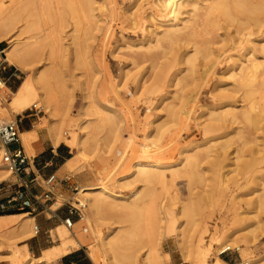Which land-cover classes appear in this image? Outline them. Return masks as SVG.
Segmentation results:
<instances>
[{
    "label": "rangeland",
    "instance_id": "1",
    "mask_svg": "<svg viewBox=\"0 0 264 264\" xmlns=\"http://www.w3.org/2000/svg\"><path fill=\"white\" fill-rule=\"evenodd\" d=\"M17 1L19 5L9 10L6 16L13 20L14 29L10 36L19 39L18 49L26 47L29 43L32 44L34 40H29V37L35 34L42 39L45 34L52 33L53 37L57 36L59 39V44L52 47L56 55L51 56V44L44 41L38 45L41 48L37 47L40 54L37 61L28 64L30 68L34 66L41 68L45 73L44 76L51 79L61 100H65V105L61 109L64 111V106H67L64 111L67 115L63 124H58L61 131L60 143L71 149L70 158L73 157V161L78 162L76 170L71 171L64 167L58 174V177H67L68 183L58 188V199L51 210L68 206L78 209V214L74 226L66 236H63V231L67 230L66 225L56 222L54 225L48 224L44 230L40 228L38 235L34 234L27 240L14 239L11 242L15 244L11 247L6 244L0 245V264H26L30 259H34V263L39 264V258L44 256H47V264H57L62 257L57 248L65 240L73 241L69 251L83 248L87 255L97 254L100 264H112L103 252L99 234H105L112 224L118 227L128 225L120 223L125 216V207H122L120 202L114 203L118 204V207L108 208L103 215L104 223L102 226L97 225L82 195V189L86 186H101L118 200L141 191V194L137 193L135 200L139 201L138 206L143 212L152 198H155L158 204L162 202L173 211V216L183 206L188 207L194 220L206 221L211 230L217 228L219 239H222L224 233L243 230L252 225L256 238L254 247H247L245 240L241 239L239 243L231 245L233 252L219 258L227 264H243L250 258H262L264 211L255 217L257 209L254 205L257 203L256 197L264 192V125L261 130L259 129L260 131H254L250 127L244 128L242 125L234 124L232 137L220 141V143L228 141L230 146L228 157L221 160V168L216 166L218 161L210 158L202 159L200 167L191 170L189 166L184 167L183 156L193 154L192 148L195 143L200 144L204 141L201 128L209 118V111L219 107L222 94L227 89H231L232 70L237 68L240 59H244V55L250 50H254L260 60L263 59L255 44L264 38V15L253 14V18L252 15L247 16L248 20L243 15V17L238 16L240 22L242 19L245 23L244 25L241 22L242 26H239L237 21L229 26L230 24L216 13L210 16L212 15L215 21L218 18L222 20V22L218 20L221 26L209 16L207 19L210 21H207L206 17L202 18L199 25L202 26L201 28L204 27L201 33L205 31L206 35L201 34L199 37L201 39L197 38V41H209L206 44L213 45L210 47L215 52L213 56L215 54L216 56H212L213 59L210 57L211 61L207 63L209 71L205 76L201 74V80L195 83L193 77L187 73V66L184 63H179L169 74L160 71L164 68L168 71L172 62L169 45H166L168 40L162 37L174 21L180 28L184 21L182 25L179 22L189 17L185 13L176 18L179 22L175 20L179 2H190L180 9L184 13L193 9L191 2L200 1V6L204 7L213 0H95L96 9L99 2L104 4V12L95 10L93 19L85 16L78 0H71L76 8L74 15L65 13L63 6L57 0ZM252 2L264 5V0H252ZM26 5H31L30 11L27 9L28 6L25 8ZM200 12L203 14L205 10L201 9ZM215 15L218 18L214 17ZM31 25H35L32 31H30ZM205 26L209 28V30L206 28L208 31L205 30ZM201 28H197V31H201ZM184 31H181L183 35H185ZM178 33L176 35L180 39L183 38L180 37L182 33ZM157 38L164 41L157 43L155 42ZM181 41L182 39L174 44L178 55L185 50V44ZM1 42L0 47L4 50L8 45V38ZM156 43L159 48H155L158 47ZM220 47L223 49L221 53L217 51ZM3 53L5 60L7 56L5 52ZM179 59L181 60L180 57ZM30 68L28 71L16 68L19 81H11L13 84L11 89L8 88L10 91L6 89L0 91L1 112H3L1 108L8 109L12 96L10 92L17 91L19 88L17 86L30 77ZM172 74H178V78L181 79L179 88H183L180 91V100H176L180 113L177 123H173L166 114L167 107L173 102ZM162 78H165L164 82L161 81ZM96 81H100L103 88H97L94 98L116 111L115 116H109L116 119L117 123L110 124L114 126L113 128L107 125V122L105 124V121L103 122L105 126L93 123L92 126L97 124V128L91 126L87 147L96 145V152L93 151L92 155L81 159L76 155V149L73 147L82 135L79 126L83 121L88 120L82 117L85 91L81 83L87 82L88 86L91 84L94 86ZM235 96L237 97L233 101H238L241 93ZM235 103L238 112L245 109L242 103ZM38 105L40 112L30 111L33 108L31 104L28 109L20 113L24 116L34 114L35 116L31 118L34 126H37L41 118H46L47 122L49 120L40 102ZM8 112L7 115L0 113V126L12 122L16 117L13 115H18L11 110ZM48 125L49 123H46L42 130L49 133ZM185 150L189 152L184 153ZM27 153L30 157L34 156L32 152L27 151ZM136 164H141L150 171L156 169L154 165H159L160 170L165 173L167 185L160 182L151 185L134 183L127 187L120 185V177L127 176ZM6 180H14L9 171L0 178V183ZM223 181L225 183L221 185ZM42 217L47 219L50 216L45 213ZM50 221L52 220L47 222ZM34 224L38 229L37 218L36 220L34 218ZM138 225L137 232L140 233L143 231V221ZM178 225L171 228L174 230L169 228V233L167 230L168 234L163 241L161 253L167 258V264H189L184 261L176 242ZM209 240L210 235L205 238V242L208 244ZM236 246L240 247V251L235 248ZM217 248L215 245L214 250L211 251L209 259L211 264L218 258ZM93 264L96 263L93 261Z\"/></svg>",
    "mask_w": 264,
    "mask_h": 264
},
{
    "label": "bare ground",
    "instance_id": "2",
    "mask_svg": "<svg viewBox=\"0 0 264 264\" xmlns=\"http://www.w3.org/2000/svg\"><path fill=\"white\" fill-rule=\"evenodd\" d=\"M57 1L60 5L63 6L65 13L69 12L72 15L75 14L76 8L71 0ZM78 2L80 5V9L84 12L87 18L93 19V13L95 12V10H98L100 13L104 12V4L101 2L98 3L97 9L95 8V0H78ZM199 2H191L193 9L184 13H182L180 9L183 8L184 5H189L188 3L190 2L183 1L178 3L175 20L179 15L183 16V14L185 13L188 14L189 17L187 16L188 18L181 20V22H179V19L176 20L181 25L182 21H184L182 27L179 28V24H176L174 21V23L169 26L170 29H166V31L164 32L165 36L163 35L162 38H166L168 40L167 41L165 39L167 41L166 45H169L168 49L171 51L172 60L170 61L172 62L171 66L168 68V71L165 70V68L163 70H160L169 74L172 70H174V68L178 66L179 63H184L187 66V73L193 77L195 83L201 80V74L202 76H205L206 72L209 71L207 68V63L211 61L210 57H212L215 53L214 50H212L213 48L211 49L210 47H213V45L209 43V45L206 44L209 41H197V38L199 40L201 39L199 38L201 34L203 35L206 33L205 31L204 33H201L204 27L201 28L202 26L199 25V22L201 23L202 18L206 17L205 19H207L208 16L212 18V15L216 13L219 15V17L223 18L227 23H229V26L233 25V23H235L236 21L240 26L243 21L241 19V23L238 16L243 15L248 20L249 18L247 16L252 15L251 18H253V14L264 15V5H258L256 3L255 5L252 0V3L250 2V0H213L211 3L206 4L204 7L202 6L203 8L200 6ZM17 5H19L17 0H0V42L6 37L8 38V45L4 50L7 56L5 61L19 70L28 71V69L30 68V64L37 61L40 55L37 49L41 47H38V45L44 41L48 42L49 45L51 44V56H54L56 55V53H54L52 47L57 43L59 44V39L57 36L53 37L52 33L45 34L42 39L40 37H36L37 35L35 34L36 36L34 35L29 37V40H34L32 41V44L29 43V45H25L26 47H21L20 49H18V42H20L18 41L19 39L17 40V38H13L12 36H10L14 29L13 20L9 19L6 16L8 11L15 8ZM30 6L31 5H26L25 8L27 7V9L30 11L32 8ZM201 9L205 10L203 14H201L202 12H200ZM210 14L212 15L210 16ZM214 17L218 18V16L216 15ZM208 19L207 21H210ZM213 20L215 21V18ZM218 20H216L215 22L219 25L222 20H219L220 22H218ZM243 24L245 25V23ZM30 27H32L30 28V31H32L35 25H31ZM199 27L201 28V31H197V28ZM206 28L208 27L205 26V30ZM183 30H185V35H183V33L181 32ZM177 33H182L180 34V37L183 36V38L181 39L185 44V50H183L179 55L177 54V50H175L176 46L174 45L178 43V40H181L179 36L176 35ZM174 35L177 37H175ZM203 38L202 40H204ZM156 40L155 42L162 43L161 41L163 39L161 40L157 38ZM255 45L258 47V53L262 56L261 59H263L260 60L257 55H255L254 50H250L247 54L244 55V59H240V63L237 68L235 70H232V84L230 82L231 89H227L222 94V101L219 104V107L209 111V118L206 119V121L204 122V126L201 128L204 141H202L200 144H198L199 142L197 144L195 143L192 148V151L194 152L193 154H186L183 156L184 167L189 166L191 170H196L198 167H200L201 161L213 158L214 161H218V164L216 166L221 168V160L228 157L230 146L228 141H225L223 143H220V141L228 137H232L231 135H233L234 124L242 125L244 128L250 127V129L252 128V130L254 129V131L262 129L261 127L262 125H264V38L258 40L257 44ZM180 47L182 48V46ZM180 47L179 49H181ZM155 48H159V46ZM148 49L150 48L148 47ZM217 51L221 53L223 49L220 47L217 49ZM178 56L181 58V60ZM213 57L211 59H213ZM77 64L79 63L77 62ZM200 67L201 69H199ZM30 71V77L19 86L17 91L10 92L12 96L8 103V109L1 108L3 112L0 111V113H4L7 115L9 113L8 110H11L20 114L28 109L31 104L32 107L36 106V108L39 110L40 108H38V104L40 102L41 106L45 110L46 115L49 116L48 122L46 118H41L40 122L36 126V129L32 132L22 134V137L25 143L32 139L38 138V133L44 128L46 123H49L48 128L50 136L55 141V144H57L59 143V141H61V131L59 125L63 124L65 116L67 115V113L64 112L67 109V106H64V111L61 109V107L65 105V100H61L60 95H58V92L50 81L51 79L44 76L45 73H43V70H41V68H37L34 66L33 68H30ZM172 75V88L174 90L171 91V94L173 102L169 105V107H167L166 114L171 118V121L173 123H177L179 121L180 113L178 112V104L176 103V100H180V91L183 90V88H179V82H181V79L178 78V74ZM164 79L165 78H162L161 81H163ZM81 84L85 91V103H83L84 105L82 108V117L88 118V120L83 121L79 126V130L82 135L81 137H79L77 144H75V146L73 147L76 149V155L81 159H85L86 156L92 155L94 152H96V145H92L94 149L91 148L92 146L89 148L87 147L88 140L90 139H88V137L91 134L92 124L100 123V125L102 124L101 126H105L107 122V125H114V123H117V121L112 116H109H115L116 111L109 109L108 107L98 102L99 100H95L94 98V94L97 92V88H103V84H101L100 81H96L94 83V86H92V84L88 86L87 82H83ZM5 89L10 91L6 87L5 83L0 79V91L3 92V90ZM193 93L192 96H194ZM239 93H241L240 98H238L239 100L233 101L235 97H237L235 95H239ZM0 96L2 97L1 93ZM36 102H38V104ZM235 102L242 103L243 108L245 109L241 112H238V107L234 105ZM13 121L14 120H12V122ZM96 126L97 124H95V126L93 125L92 128L96 129ZM111 127L113 128L114 126ZM1 147L0 162L2 163L1 155L4 150L2 149L3 147ZM187 152L189 151L185 150L184 153ZM77 163L78 162L76 160L73 161V159H71L70 161H68L65 167L68 170L73 171L76 170ZM79 167L80 166H78V168ZM154 167L156 169L150 171L145 166L136 164L133 169L129 171L127 176L120 177L119 184L124 187L133 185L134 183H145L151 185L153 183L160 182L163 185H167L165 180V173L160 170L159 165H154ZM8 171L9 170L3 163L0 164V178H2L5 173H8ZM199 178L201 179L200 176ZM224 183L225 182L223 181L221 185H224ZM137 193L141 194V191H137L130 197L118 200L113 194L108 193L101 186H86L82 189V195L85 200V204L89 208L92 217L94 218L97 225L102 226V224L104 223L103 215L104 213H106L108 208L118 207V204L114 203L120 202L123 205L122 207H125V216L122 218L120 223L121 225H128H124V227H118L114 226L115 224H112L111 226H109L108 231L105 234H99L100 244L103 252L106 254V256L109 257L112 264H167V258L164 257L161 253L163 241L165 240L166 235L169 233V231L174 230L171 228H175L178 223L179 231H177L178 240L176 242L183 255L184 261L189 264H211L209 261L210 254L211 251L214 250L215 245H217L218 247L216 250V256L218 258H216V261L212 264H227L224 260L219 258L220 253L227 249L233 250L231 245L239 243L241 239L245 240L247 247H254L256 238L255 230L252 228V225L243 230L224 233L222 239H219L217 236V228L215 227L213 228V230H211L206 221H203L201 219L194 220L191 217L192 212L188 207L183 206L181 210L175 213V216H173V211L168 209V207H166L162 202L158 204L155 198H152L151 202L143 212L140 206H138L139 201L135 200ZM153 196H155V194ZM110 199L111 201H109ZM256 202L257 203L254 205L255 209H257V211H255V217H257V214L264 211V192L262 195H258L256 197ZM28 215L29 214L25 213L11 215L2 214L0 216V245L6 244L7 246L11 247L15 244L11 242L14 241V239H17V241L27 240L36 233L37 229L34 224V219ZM142 221L144 223L143 231L138 233V224ZM65 227L67 228V230L63 231V236L68 235L70 233V230L72 229L67 225ZM74 235L76 236V234ZM209 235L210 240L207 244L205 242V238ZM72 245V240H65L58 246L57 249L59 253L62 254V256H65L70 252L69 248ZM235 248L240 251V247L236 246ZM143 251L144 254L141 255V252ZM89 257L92 262L94 261L96 264H100L97 254L91 253ZM39 260V264H47V256L41 257L39 258ZM34 262V259H30L26 264H35ZM243 264H264V256L262 258H250L249 261H246Z\"/></svg>",
    "mask_w": 264,
    "mask_h": 264
},
{
    "label": "crops",
    "instance_id": "3",
    "mask_svg": "<svg viewBox=\"0 0 264 264\" xmlns=\"http://www.w3.org/2000/svg\"><path fill=\"white\" fill-rule=\"evenodd\" d=\"M0 46H2V42H0ZM4 50L2 49V47H0V78L1 80H3L7 88L11 89L13 84L11 83V81H19L18 70L16 69V67L12 66L4 60ZM18 87L19 86H17V88ZM13 116H16L13 120L19 130L21 144L24 147L26 154L28 155L27 151L34 153V156L32 157L33 159L30 160V170L40 181L46 180L52 175H54L56 178V199L52 203L48 204L49 208L53 207L56 204L55 201H57L58 199V188H61L64 184L68 183L66 179L67 177L61 178L58 177V174L63 171L68 161L73 158H70L71 149L64 143H60V141L59 143L55 144V141L51 138L50 134L43 130L38 133V138L32 139L25 143L22 134L32 132L36 129V126H34V122L31 120V118L35 115L26 114L24 116L18 114ZM35 191L40 192L41 190L40 188L35 187ZM69 209L70 208L68 206L63 208L61 206L58 207L55 211L48 212L43 210L42 208H39L38 213L34 214L35 220L37 218L40 225V227L39 225H37L38 229L35 233V236L39 234L40 228L44 230L45 227L48 226V224L54 225V223L56 222L63 223V220L69 217ZM45 213L50 217L47 219H43L42 215ZM71 218L75 223L77 215L75 214L71 216ZM49 220L52 221L47 222ZM91 262L92 260L90 259L89 255H87L86 251L83 248H80L70 251L67 255L62 256L58 260L57 264H91Z\"/></svg>",
    "mask_w": 264,
    "mask_h": 264
},
{
    "label": "built area",
    "instance_id": "4",
    "mask_svg": "<svg viewBox=\"0 0 264 264\" xmlns=\"http://www.w3.org/2000/svg\"><path fill=\"white\" fill-rule=\"evenodd\" d=\"M30 111L40 112L33 106ZM19 130L16 123L10 122L0 127V144L3 147L2 163L9 170L13 181H3L0 183V215L26 213L34 215L39 208L45 211H52L48 204L56 199V178L54 175L46 180L40 181L30 170V160L32 157L26 154L21 144ZM35 187L40 188V192L35 191ZM78 214V209H69V217L63 223L72 228L74 222L71 216ZM227 249L220 253V257L233 252Z\"/></svg>",
    "mask_w": 264,
    "mask_h": 264
}]
</instances>
